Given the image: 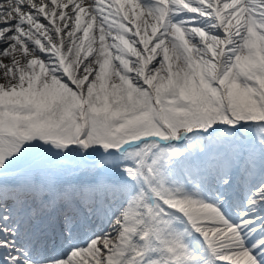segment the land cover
Segmentation results:
<instances>
[{
    "label": "snow or ice",
    "instance_id": "obj_1",
    "mask_svg": "<svg viewBox=\"0 0 264 264\" xmlns=\"http://www.w3.org/2000/svg\"><path fill=\"white\" fill-rule=\"evenodd\" d=\"M0 264H264V0H0Z\"/></svg>",
    "mask_w": 264,
    "mask_h": 264
}]
</instances>
